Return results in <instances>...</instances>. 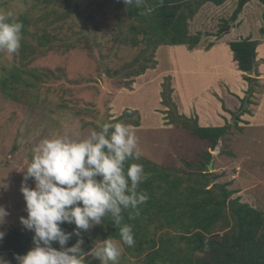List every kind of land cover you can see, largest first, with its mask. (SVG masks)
<instances>
[{"label":"rangeland","instance_id":"1","mask_svg":"<svg viewBox=\"0 0 264 264\" xmlns=\"http://www.w3.org/2000/svg\"><path fill=\"white\" fill-rule=\"evenodd\" d=\"M237 1L227 0L222 5L207 2L189 19L190 33L200 31L202 37L194 49L160 45L149 58L151 50L143 53L144 43L134 47L121 41L128 25L137 24L123 0H0V8L27 19L26 33L22 35L24 49L21 44L16 53L0 52V205L9 213L0 231L6 235L11 229L25 228L20 222L22 216H27L21 185L34 145L53 135L86 136L99 124L109 122H124L135 130L142 156L132 163L142 164V160L155 164L159 171L166 168L170 177L179 175L182 189L197 181L200 171L196 166L203 161L205 150L209 151L214 169L208 172L217 177L213 183L209 180L207 188L214 182H229L228 189L238 190L232 197L240 195L242 202L264 214V123L240 130L235 127L248 84L237 70L229 48L230 41L247 37L264 42V4L250 0L231 22L229 18ZM224 20L231 25L230 32L217 38ZM210 42L214 45L207 49ZM263 52L261 45L259 59ZM258 63L261 75L253 96L248 98L253 102L248 105L251 114L238 116L237 124L240 122L242 126L247 115L264 117V59ZM13 66L19 68L16 71L19 80H5L3 86V79L9 77ZM142 66L148 67L134 76L132 72ZM167 81L177 112L183 113L179 107L183 101L189 109L186 115L200 125L230 123L226 140H220L213 149L208 141L199 140L189 129L171 122L173 116L162 101ZM230 82L234 87L245 86L241 97L235 88L229 87ZM200 100H205L204 105ZM135 121L139 125H133ZM27 183L34 187L33 179ZM165 188L159 179L152 181L157 198H162ZM244 191L246 197L240 194ZM151 200L154 204L156 198ZM141 206L150 205L146 202ZM150 217L145 215L147 239L157 240L167 229L164 235L175 237L174 248H184L177 239L181 231L175 228L177 225L156 229L158 221L155 216ZM106 229L104 219V224L84 233ZM95 240L92 247L101 241L100 237ZM116 241L122 249L119 264H142L149 243L144 244L146 250L138 255ZM88 263L100 261L90 255Z\"/></svg>","mask_w":264,"mask_h":264},{"label":"trees","instance_id":"2","mask_svg":"<svg viewBox=\"0 0 264 264\" xmlns=\"http://www.w3.org/2000/svg\"><path fill=\"white\" fill-rule=\"evenodd\" d=\"M106 1L112 0H102V2ZM226 1L143 0V4L139 8L128 6V13L137 21V24L130 23L128 25L127 33L121 38V41L125 44L128 42L134 47H139L144 43L141 48L143 53L148 49L151 50L149 58L160 45H185L189 50L194 49L201 43L202 37L200 31L190 33L188 30L189 19L194 17L207 2L222 5ZM249 1L238 0L229 21L234 22L244 5ZM260 1L264 4V0ZM18 19L24 25L23 35L26 33L27 19L23 15H20ZM230 28L229 22L224 20L215 37L228 34ZM260 43L261 40L249 37L229 42V48L233 54V60L237 63V69L243 73V80L248 84V89L245 91L246 95L241 99L242 103L235 118V127L239 130L242 127L237 124L238 116L244 113L251 114L248 105L253 102L248 98L253 96L254 88L259 80L258 62L262 59L256 58V50ZM21 44L23 50L25 47L23 39ZM213 45V42H210L206 47L209 49ZM147 67L142 66L140 70L133 71L132 74L137 76L143 73ZM17 70L19 68L16 66L10 69L12 73L3 79V86H5V80L11 81V78L13 81L19 80ZM167 84L168 88L163 94L164 99L162 101L168 107L167 111L171 112V116H173L171 122L176 123V126L189 129L199 140L208 141L213 148L220 140H226L231 128L230 123L222 126H200L195 118L191 119L184 114H179L176 105L170 99L172 90L169 81ZM26 85H30V83L26 82ZM13 90H18V88L13 87ZM133 125L137 126L139 122L135 121ZM212 158V154L205 150L203 161L196 166L200 171L197 181L192 182L189 186L187 184L183 189L181 188L182 179L179 175L170 177L171 172H168L166 168L159 171L155 164H148V161L143 162L141 160L140 162L145 165L144 170L148 177L141 183L138 191L148 194L147 204L150 206L142 207L140 205V215L134 219H129V212H132V209L123 213V223L133 226L135 245L128 247L123 244L120 240L119 228L112 223L110 216L106 217V230H95L92 234L82 232L84 240L82 245L83 264H89V251L98 237L100 240L106 238L118 240L128 251H133L138 255L146 250L144 244L149 243V247L142 258V264L165 262L177 264H264V214L248 202H242L240 195L232 197L238 190L228 189L229 182H214L211 187L207 188L210 176L214 178V181L217 177L214 172H208V164ZM132 162L133 160L126 161L125 168ZM186 165L192 166L187 162ZM155 179H159L166 185L162 198H157L152 191V181ZM154 198L156 200L153 204L151 199ZM150 207L153 208V213H151ZM145 215L148 218H151L152 215L155 216L158 221V225L155 226L156 229L177 225L178 227L175 228L181 230L177 234V239L180 244H184V248L182 246L174 248L175 237L164 235L165 232H168L167 229L164 233L159 234L157 240L147 239L145 235L148 233V223L145 221ZM142 221L144 222L141 224ZM61 227L65 231L71 232L75 225L63 224ZM33 235L34 233L26 228L22 231L9 230L0 243V255L10 260L12 264H17L15 255H23L33 247ZM77 239L78 237L74 235L68 242V246L74 244ZM53 246L59 248L58 243L54 242ZM194 253L197 254L196 257H194Z\"/></svg>","mask_w":264,"mask_h":264},{"label":"clouds","instance_id":"3","mask_svg":"<svg viewBox=\"0 0 264 264\" xmlns=\"http://www.w3.org/2000/svg\"><path fill=\"white\" fill-rule=\"evenodd\" d=\"M123 3L139 8L143 0ZM23 27L12 10L0 8V52H18ZM97 129L76 138L68 134L45 137L34 145L21 185L27 216L20 218L21 224L34 233L33 247L15 255L17 264H83L82 232L104 224L109 216L119 228L122 243L135 245L133 226L123 223V213L132 209L129 219H134L140 215V205L149 199L146 192L138 191L147 179L144 166L130 163L125 168L126 161H139L142 156L138 137L124 122L99 124ZM29 179L34 180V187L28 185ZM8 215L0 205V225ZM63 224L75 227L68 232ZM74 235L78 239L68 246ZM4 236L0 231V240ZM89 254L100 264H119L122 249L116 240L106 238ZM0 264L12 262L0 255Z\"/></svg>","mask_w":264,"mask_h":264},{"label":"crops","instance_id":"4","mask_svg":"<svg viewBox=\"0 0 264 264\" xmlns=\"http://www.w3.org/2000/svg\"><path fill=\"white\" fill-rule=\"evenodd\" d=\"M261 45H264V42H262V43H260L259 45H258V47L259 46H261ZM258 47H257V55H258ZM231 55H233V54H231ZM260 55H262L261 57L262 58H260V59H264V52L262 53V54H260ZM257 59H259V56H257ZM258 69H259V72L261 73V71H260V68H259V66H258ZM225 72H226V70H224ZM240 73L241 74H243L241 71H240ZM221 75V73L220 72H218V74H217V76H220ZM261 75V74H260ZM177 80V79H176ZM245 82V81H244ZM177 84H178V81H177ZM228 84V83H227ZM230 84H231V82H230ZM179 85V84H178ZM219 86V85H218ZM234 86H236V85H234V84H231V86L229 85V87H233V88H235L236 90V93L239 95V97H241L242 96V94H243V90H244V87L245 86H243V85H239V87L240 88H238V87H234ZM219 89H221L220 88V86H219ZM207 91V90H206ZM204 94H207V93H204ZM208 95V94H207ZM206 96V95H205ZM242 99V98H241ZM203 101H205V100H200V104H203ZM195 102H197V101H195ZM182 104V106L179 104V107L183 110V113H184V115L185 116H187L186 115V113L187 112H189V109L187 108V106L186 105H184V102L182 101L181 102ZM262 104L264 105V101H262ZM204 105V104H203ZM209 106L210 107H212L210 104H209ZM219 107H220V105H218ZM240 107V106H239ZM182 113V114H183ZM244 114H246V113H244ZM187 117H189L190 118V115H188ZM247 117L248 118H243L245 121H246V124H244L245 126H242V125H240L239 123H238V125L239 126H241V127H248V125H254V124H260V123H264V117H258V116H248L247 115ZM255 117L257 118V120H253V119H255ZM242 119V118H241ZM200 125V124H199ZM225 125V124H224ZM200 126H222V125H216V124H207V125H200ZM263 172H264V170H263ZM255 186V185H254ZM245 189H247V187H245L244 188V190ZM262 191V190H261ZM261 191H258L259 193L261 192ZM245 193H240L241 195H244L245 194V196L244 197H246V191H244Z\"/></svg>","mask_w":264,"mask_h":264},{"label":"water","instance_id":"5","mask_svg":"<svg viewBox=\"0 0 264 264\" xmlns=\"http://www.w3.org/2000/svg\"><path fill=\"white\" fill-rule=\"evenodd\" d=\"M208 168H209V170L210 171H212L214 168H213V159L209 162V164H208ZM210 182H212L213 183V178L212 177H210Z\"/></svg>","mask_w":264,"mask_h":264}]
</instances>
